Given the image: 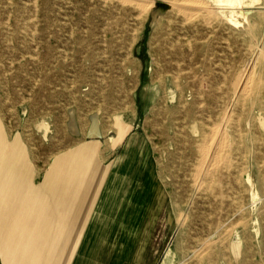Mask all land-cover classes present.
<instances>
[{
    "label": "rangeland",
    "instance_id": "374dc122",
    "mask_svg": "<svg viewBox=\"0 0 264 264\" xmlns=\"http://www.w3.org/2000/svg\"><path fill=\"white\" fill-rule=\"evenodd\" d=\"M217 2L0 0V121L11 160L1 173L10 179L0 183V264H264V0ZM87 31L102 47L119 41L92 76L95 86L102 80L104 98L92 101L101 137L80 122L91 113ZM126 44L135 72L126 70ZM173 71L187 85L177 108L180 145L152 126L153 74L160 81ZM247 73L250 91L239 101L234 91ZM212 127L226 136L227 159L199 181L185 143ZM77 176L79 191L96 192L90 203L68 199ZM51 191L49 227L38 198Z\"/></svg>",
    "mask_w": 264,
    "mask_h": 264
},
{
    "label": "bare ground",
    "instance_id": "6f19581e",
    "mask_svg": "<svg viewBox=\"0 0 264 264\" xmlns=\"http://www.w3.org/2000/svg\"><path fill=\"white\" fill-rule=\"evenodd\" d=\"M35 1V0H34ZM119 1V0H118ZM128 1V0H122V2ZM130 1V0H129ZM145 1V0H144ZM177 1V0H176ZM188 1V0H187ZM217 4L224 3V4H231L238 2L242 3L243 0H217ZM121 2V1H120ZM140 2V1H139ZM138 2V3H139ZM150 2V1H148ZM152 3V1H151ZM175 3V2H174ZM184 3V2H183ZM195 3V2H194ZM220 3V4H221ZM133 4V3H132ZM140 4V3H139ZM180 4V3H179ZM178 4V5H179ZM236 4V3H235ZM243 4V3H242ZM150 5V4H149ZM181 5V4H180ZM194 5V4H193ZM237 5V4H236ZM241 5V4H240ZM239 5V6H240ZM252 6V4H250ZM105 6V5H104ZM190 5H188L189 7ZM196 6V5H194ZM193 6V7H194ZM242 6V5H241ZM244 6V5H243ZM140 7L146 12L148 9V6L146 4L142 5L140 4ZM139 7V8H140ZM164 7V6H163ZM172 7V6H171ZM187 7V6H186ZM220 7V6H218ZM203 8V6H202ZM221 8V7H220ZM226 8V7H225ZM169 9V8H168ZM186 9V8H185ZM209 9V8H207ZM182 10V9H181ZM243 10V9H242ZM241 10V11H242ZM186 11V10H185ZM188 11V10H187ZM196 11V10H195ZM239 11V10H238ZM141 12V11H140ZM251 12V11H250ZM189 13V12H188ZM239 13V12H238ZM244 15L248 13V11H243L242 12ZM162 14V13H161ZM197 14V13H196ZM215 14V13H213ZM190 15V14H188ZM240 15V13H239ZM138 16V15H137ZM203 16V15H202ZM206 16V15H204ZM213 16V15H212ZM216 16V15H214ZM238 16V14H237ZM139 17V16H138ZM190 17V16H189ZM210 17V16H209ZM233 17V16H232ZM217 18V17H216ZM32 19V18H31ZM186 19V18H185ZM189 19V18H188ZM208 19V18H207ZM190 20V19H189ZM246 20V19H245ZM214 21V20H213ZM188 22V21H186ZM234 22V21H233ZM239 22V21H238ZM237 23V22H235ZM247 23V22H246ZM170 24V23H169ZM210 25V24H209ZM207 25V26H209ZM210 27V26H209ZM136 30V29H135ZM136 33V31H135ZM72 37L74 36L73 34L71 35ZM209 37V36H208ZM84 38V45L82 47L81 53H83V59L84 61H88V66L84 63V69H83V79L87 81L86 84H88L87 93L85 94V99L84 101L86 102L88 110L91 111V113L85 115L83 118H81V126L84 128L85 125H87V128H85V132L89 137H101L105 131V129L102 127V123L100 120V113H101V108H98L94 111H92V101H93V96L96 95L100 99H103V94L101 92L100 86H101V79H97L98 85L95 86L96 79L95 77L93 78V73L94 75L96 74V71H104L105 66L107 64H104V57H107L109 54H113L114 50H118V46H115L119 41L114 39V37L109 38L105 40L104 47H102L99 42H96L94 33L87 31L86 34L83 36ZM190 42V41H189ZM191 44V42L189 43ZM127 45V44H126ZM102 47V48H101ZM192 46H190L189 49H191ZM129 44L126 46V53H127V60L129 61V64L127 66L128 72L132 69L133 71H136V63L130 59L129 56ZM36 50V49H35ZM102 50V51H101ZM258 51V50H257ZM258 54V52H257ZM259 55V54H258ZM109 57V56H108ZM190 59V58H189ZM179 66V65H178ZM230 66V65H229ZM249 66V65H248ZM250 67V66H249ZM179 68V67H178ZM251 69V68H250ZM248 68L247 70L250 71ZM245 70V69H244ZM227 71V70H226ZM243 71V70H242ZM132 72V71H130ZM184 72V71H182ZM253 72V71H252ZM246 74V73H245ZM244 74V75H245ZM247 73L246 76L242 77V82L240 84L236 85V91L234 93H237V96L239 98V101H242L243 98H246L244 96H247L250 87V77ZM99 76V75H98ZM225 78V77H223ZM170 84H168V80ZM153 84L158 86V94L155 93L154 99H153V104L155 103V109L152 108V126L154 128V135L157 136L160 140L164 141H170L173 140L175 143L178 145L183 143L182 138L180 139V129H181V123L179 121L178 117V104L181 101V97L183 96V93L187 87L186 84H182L180 82V74L177 72H171L170 76L165 78L161 77L160 81L157 80V74H153L152 78ZM232 82V81H231ZM224 83V82H223ZM249 84V85H248ZM225 85V84H224ZM220 86V85H219ZM99 88V92H97L95 89ZM222 89V88H221ZM96 91V93H94ZM220 91V88H219ZM203 95V94H202ZM203 97V96H202ZM176 100V101H175ZM205 100V99H204ZM236 100V98H235ZM223 101V100H222ZM245 101L243 100V103ZM234 103V102H233ZM235 104V103H234ZM233 104V105H234ZM202 105V103H201ZM232 105V103H231ZM154 106V105H153ZM229 106V104H228ZM243 106V105H242ZM227 108V107H226ZM244 108V107H243ZM73 110V109H72ZM233 110V109H232ZM231 110V111H232ZM72 113V112H71ZM73 114V113H72ZM235 114V113H234ZM231 115V114H229ZM233 116V115H232ZM227 117V114H226ZM234 117V116H233ZM231 118V117H230ZM263 118V117H262ZM149 120V119H148ZM260 120V119H259ZM234 121V120H233ZM264 121V120H262ZM146 124L148 123V127L150 126L151 122L146 121ZM144 122V124H145ZM203 122V121H202ZM228 122V121H227ZM231 122V121H230ZM240 122V121H239ZM260 122V121H259ZM263 123V122H262ZM215 124V123H214ZM226 124V122H225ZM261 124V122H260ZM243 125V124H242ZM262 125V124H261ZM69 127L70 129L74 130L76 133L80 132V126L77 125L75 121L74 115L71 116L70 122H69ZM147 127V126H146ZM147 127V128H148ZM223 127V123H222ZM264 127V125H263ZM222 129V128H221ZM241 129V127H240ZM249 130V128H247ZM241 131V130H240ZM239 131V132H240ZM240 134V133H239ZM242 136V135H241ZM8 137V136H7ZM6 133L5 130L2 126V123L0 121V183L2 182L3 185H6L9 182L10 179V174L7 176L6 180H3L1 178V173H4L5 171L9 170L11 168L10 166V154L8 153V141H7ZM185 146H187V151L191 156L195 155V159L197 160V164L195 167V172L194 176L196 178H200L201 171H205L208 169V171L213 168V169H218L222 164L225 165V161L227 159V153L229 146L228 142L226 141V136L221 132L220 129L217 127L214 128L212 127L208 133H204L200 139L197 141L195 145H191L188 143H185ZM17 148V147H16ZM185 149V148H184ZM245 155V154H244ZM229 157V156H228ZM245 159V158H244ZM228 162V160H227ZM194 165V164H193ZM206 168H205V167ZM242 168V167H241ZM230 170V169H229ZM243 172V171H242ZM22 173V172H21ZM207 175H212V172L206 173ZM242 174V173H241ZM204 175V174H203ZM49 176V175H48ZM213 176V175H212ZM4 177V176H3ZM26 178V177H25ZM118 178L120 179L121 176L118 175ZM204 178V176H203ZM202 178V179H203ZM26 180V179H25ZM200 181V179H199ZM214 182V179H213ZM239 182V181H238ZM205 183V182H204ZM201 184V183H200ZM203 184V183H202ZM211 185V184H210ZM10 187V186H9ZM209 189V188H208ZM16 190V188H15ZM199 190V189H198ZM212 190V189H211ZM6 192V191H5ZM119 192V190H118ZM136 192V191H135ZM213 192V191H212ZM132 193V192H131ZM205 193V192H204ZM256 193V192H255ZM22 194V192H21ZM20 195V194H19ZM7 196V195H6ZM252 196V195H251ZM4 197V196H3ZM3 199V198H2ZM259 199V198H257ZM256 200V198H254ZM5 201V200H4ZM3 202V201H2ZM9 203V202H8ZM10 204V203H9ZM15 204V203H14ZM16 206V205H15ZM14 216V215H13ZM233 227V225H232ZM235 227V226H234ZM10 228V227H9ZM210 228V226H209ZM227 229V228H226ZM231 228H229L230 230ZM228 230V231H229ZM44 233V232H43ZM14 235V233H13ZM225 235V234H224ZM220 239V238H219ZM226 239V238H225ZM1 240V239H0ZM3 240V239H2ZM228 240V239H227ZM226 240V241H227ZM208 242V241H207ZM234 242V241H233ZM240 242V241H239ZM238 242V243H239ZM3 243V242H1ZM206 243V242H203ZM209 243V242H208ZM213 243V242H212ZM235 243V242H234ZM223 244V243H222ZM237 244V243H236ZM206 245H211L206 244ZM207 246V247H208ZM205 247V246H204ZM201 248V247H200ZM206 248V247H205ZM197 251V250H196ZM202 251V250H201ZM200 251V252H201ZM204 251V250H203ZM202 251V252H203ZM208 251V250H206ZM199 254V253H198ZM197 254V255H198ZM196 258V257H195ZM224 259V258H223ZM198 260V259H197ZM201 260V259H200ZM199 260V261H200ZM200 263V262H199Z\"/></svg>",
    "mask_w": 264,
    "mask_h": 264
},
{
    "label": "crops",
    "instance_id": "0c3cea01",
    "mask_svg": "<svg viewBox=\"0 0 264 264\" xmlns=\"http://www.w3.org/2000/svg\"><path fill=\"white\" fill-rule=\"evenodd\" d=\"M76 180V181H75ZM98 179L96 178V177H94V176H89V177H85V182H89V181H91L94 185H95V182L97 181ZM84 180H83V177L82 176H77V178L76 179H74L73 180V182H74V189H77L78 187H79V185H81L82 184V182H83ZM54 182H53V179H51V184H53ZM44 186H45V184H44ZM93 189V188H92ZM92 189L89 191V189H87L86 191L87 192H82L81 190L79 191V189H77V190H74V191H68L67 193H69L70 195L69 196H71L70 198H68L69 200H74V201H89L88 203H90V200L93 198V196L96 194V192H92ZM81 193H83V194H81ZM60 194V193H59ZM81 194V195H80ZM51 196H53V192L51 191L49 194H47V195H43V196H39V198H38V200H40V201H42V207H41V209L40 210H42L43 209V211L45 212V215L49 218V220H47V225L49 226H51V219H53L54 221L56 220V215L53 213V214H51ZM67 197V196H66ZM89 197H91V199L89 198ZM115 196L114 195H108V194H106L105 195V200L106 201H109V200H111V199H113ZM90 199V200H89ZM32 199H30V198H28V201H31ZM60 200H66V199H64V198H61ZM33 201V200H32ZM72 205H73V208L77 211V206L75 207L74 206V204L72 203ZM87 205L88 204H85V211L87 210ZM72 208V209H73ZM67 209V208H66ZM71 209V207L68 209V211H67V214L68 215H70V216H72L73 217V210ZM39 210V211H40ZM55 210V209H54ZM53 210V211H54ZM62 210H63V208H62ZM79 210V209H78ZM89 210V209H88ZM76 213V212H75ZM86 212H83V218H82V221H81V227H82V224H83V222L85 221V218L86 217H84V216H87V214H85ZM49 226V227H50ZM78 235L79 234H77V236H76V238L73 240H71V244H73V245H75V243H76V239L78 238ZM57 239V238H56ZM58 240V239H57ZM71 246V245H70ZM88 245H87V243H86V247H87ZM88 248V247H87ZM95 258V257H94Z\"/></svg>",
    "mask_w": 264,
    "mask_h": 264
}]
</instances>
